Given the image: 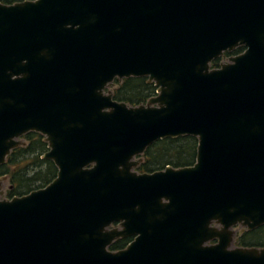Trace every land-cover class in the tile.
I'll return each mask as SVG.
<instances>
[{
    "label": "water",
    "instance_id": "1",
    "mask_svg": "<svg viewBox=\"0 0 264 264\" xmlns=\"http://www.w3.org/2000/svg\"><path fill=\"white\" fill-rule=\"evenodd\" d=\"M131 77L156 95L115 101ZM29 132L57 175L0 199V264H264L234 246L264 225V0L0 3V165ZM182 136L193 165L136 171Z\"/></svg>",
    "mask_w": 264,
    "mask_h": 264
},
{
    "label": "trees",
    "instance_id": "2",
    "mask_svg": "<svg viewBox=\"0 0 264 264\" xmlns=\"http://www.w3.org/2000/svg\"><path fill=\"white\" fill-rule=\"evenodd\" d=\"M241 51L242 48H239L235 53ZM219 66V58L211 64V68ZM114 84L115 87L110 89L113 99L129 106L145 104L156 95L157 91L154 84L149 83L145 77H131L122 82L115 80ZM23 140L25 146L14 149L7 157L6 163L0 165V177L8 178L9 199L42 189L57 175V168L53 162L42 158L48 151L44 137L38 133L29 132L23 136ZM197 146V138L192 136L158 140L145 150L142 162L136 167V171L152 173L164 170L167 166L173 168L191 166L196 160ZM131 241V237L118 239L113 242L109 250H122ZM235 244L242 247L264 248V225L255 230L243 232L236 237Z\"/></svg>",
    "mask_w": 264,
    "mask_h": 264
},
{
    "label": "rangeland",
    "instance_id": "3",
    "mask_svg": "<svg viewBox=\"0 0 264 264\" xmlns=\"http://www.w3.org/2000/svg\"><path fill=\"white\" fill-rule=\"evenodd\" d=\"M238 55L237 53H235V50L233 52H231L229 55H222L220 58H219V63L220 64H226L228 63L229 61V58L230 57H234ZM23 140V138H22ZM24 141V140H23ZM9 190V183H8V180L6 179L4 182H3V186H2V189H1V192H0V199H9L8 196H7V192ZM241 228L240 227H237L235 230L236 232H238ZM234 246H237L235 244V241H234Z\"/></svg>",
    "mask_w": 264,
    "mask_h": 264
},
{
    "label": "flooded vegetation",
    "instance_id": "4",
    "mask_svg": "<svg viewBox=\"0 0 264 264\" xmlns=\"http://www.w3.org/2000/svg\"><path fill=\"white\" fill-rule=\"evenodd\" d=\"M22 1H25V0H0V3L1 4H7V5H10V4H14V3H17V2H22ZM239 48H242V51L240 52V53H237L238 55L239 54H241L244 50H245V48L243 47V46H239V47H237V48H235L234 50H235V52L237 51V49H239ZM233 50V51H234ZM232 51V52H233ZM231 53V52H230ZM229 52H225V53H223L222 55H226V54H230ZM221 55V56H222ZM237 56V55H236ZM220 58V57H219ZM10 189V188H9Z\"/></svg>",
    "mask_w": 264,
    "mask_h": 264
}]
</instances>
